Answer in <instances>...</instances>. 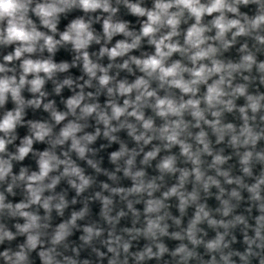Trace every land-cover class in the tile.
<instances>
[{
  "label": "clouds",
  "instance_id": "clouds-1",
  "mask_svg": "<svg viewBox=\"0 0 264 264\" xmlns=\"http://www.w3.org/2000/svg\"><path fill=\"white\" fill-rule=\"evenodd\" d=\"M115 3L117 6L114 7L112 0H0V47H12L0 62V108L5 109L0 116V184L6 185L0 192V216L24 221L13 225L15 233L0 224V244L12 242L17 236L25 237V243L18 245V250L7 248L0 252V260L4 264H31L30 254L36 251L42 264H90L88 260L78 261L57 251L60 245L67 249L65 241L73 234L72 230L78 228L77 221L88 214L87 202L79 211H72L70 218L59 223L50 235L48 233L51 213L55 211L63 217L69 207L66 196L55 192L61 181L66 180L76 196H81L95 183L94 178L76 163L78 159L109 180L116 181V173L122 172L123 177L132 182L129 188L110 187L101 182V189L110 196L94 193L92 199L101 202V216L108 224L115 225L126 215L123 210L115 217L110 215V205L114 203L112 196L126 201L128 210L136 217L140 214L133 208L129 197H146L145 227L123 230L132 239L143 236L152 241L156 249L153 251V246L145 245L142 251L132 254L136 264L145 259L158 260L169 251L164 243L159 242L160 237L169 235L166 220L172 219L177 226L181 224L180 219L171 217L166 211L170 207L166 201L171 198L178 201L181 216L189 207L195 208L183 234L173 232L171 239H187L193 246L203 244L208 253L220 254L222 264H234V256L243 264H251V258L264 264V256H261L264 252V150H257L258 143L264 140V127H254L257 119L264 125V93L249 92V85L256 80L251 75L254 68L259 75V84L264 85V61H258L256 55L264 48V0H152L151 7L144 6L145 0H115ZM120 5L138 19V31L128 21L116 19ZM249 5L256 8L252 16L240 11L241 6ZM73 10L84 15L70 20L60 31L61 16L67 17ZM97 12L101 15L95 18L90 15ZM32 16L39 21V27ZM205 17L211 19L205 23ZM96 23L101 24L102 34L93 27ZM182 25L186 27L182 28ZM117 36L123 39L112 44ZM241 37L254 41L255 51L245 41L238 48V61L222 59L223 53L233 48ZM144 41L154 49L153 52L141 50ZM93 44L100 45L98 55L89 51ZM65 48L73 54L71 64L54 60L57 52ZM137 52L139 55L133 54ZM93 55H97L95 61ZM176 55L180 58L172 59ZM105 57L108 60L106 66L100 63ZM15 62H19L18 69ZM77 67L83 73L77 80L71 76L58 79L59 74ZM113 69L117 70L115 75L110 74ZM120 72H126L134 79L118 78ZM237 77L243 82L236 83ZM49 81L57 96L65 88L72 93L62 101L65 111L58 110L54 100L44 102L48 96L44 88ZM201 86L204 88L202 94ZM93 87L95 92L85 91ZM25 90L30 99L24 98L22 93ZM101 94L107 97L103 106L98 100ZM239 98H244L245 104L238 107L236 100ZM9 99L14 104L11 110L6 109ZM29 108H42L49 119L26 120ZM146 109L152 115L146 116ZM233 112L239 114V127L222 122L225 113ZM157 118L161 121L159 125L156 124ZM90 121L95 123L92 132L85 131L92 126ZM18 127H26L28 135L19 140L15 151H9V146L19 139ZM206 128L211 130L217 145L224 143L227 137V145L235 151L242 175L233 177L229 170L223 169L232 157L224 155L223 149L213 151ZM190 129L198 131L193 133ZM121 131H126L137 148L129 149L120 140L116 134ZM101 137L109 145L119 144V149L109 154L110 163L116 165L115 172L101 169L98 161L89 158L97 154L91 145ZM153 141L158 143L153 144ZM36 143H46L48 147L43 151L34 150ZM149 145L152 147L145 151ZM174 147H178L179 156L190 167L178 164L177 155L172 153ZM58 148L61 149L59 154ZM162 151L167 154L161 156ZM29 155L35 158L38 170L30 171L21 166L19 173L15 174L14 162L23 165ZM141 155L140 164L149 167L160 157L155 164L158 176L148 177L144 167L136 168L137 157ZM204 157H210L211 162L207 163ZM254 162L261 166L258 176H253ZM206 163L207 169L204 167ZM166 176L176 177V183L156 197L154 194L163 187ZM245 177L254 182L245 183ZM221 178L227 185L237 187L226 193ZM189 182L193 184L191 191L186 189ZM20 187L25 193L24 199L15 204L6 203L5 193L14 197V188ZM213 187L220 193L216 199L221 207L216 211L225 218L237 206L231 201L243 200L237 189L246 190L247 210L251 212L254 205L259 213L254 218L255 226L249 225L243 215H235L231 220L213 218L207 204L200 203L201 190L208 194ZM225 195L227 199L222 198ZM135 202L140 203V199ZM71 203L76 204V199L73 198ZM34 208L43 209L44 215ZM204 222L209 227L225 231L217 232L215 239L204 243L197 236L202 231L198 225ZM238 225H243L245 230L251 229L254 236L250 237L244 231L245 251L225 254L224 250L230 247L225 240L228 230ZM82 232L79 239L84 245H90L95 238L102 236L103 229L96 225L83 226ZM108 237L101 241L112 254L108 264H121V250L128 254L131 242L116 235L114 230L109 231ZM45 239L50 246L45 245ZM235 240L233 236L232 242ZM72 251L79 255L76 248ZM93 252L97 257L104 256L95 248ZM171 256L179 258L177 264H188L198 254L181 243ZM122 264H128L127 257ZM201 264H204L203 260ZM207 264H218L216 256L211 255Z\"/></svg>",
  "mask_w": 264,
  "mask_h": 264
},
{
  "label": "water",
  "instance_id": "water-1",
  "mask_svg": "<svg viewBox=\"0 0 264 264\" xmlns=\"http://www.w3.org/2000/svg\"><path fill=\"white\" fill-rule=\"evenodd\" d=\"M112 3H113L114 7L117 6L115 3V0H112ZM144 6L145 7H151L152 6V0H145ZM119 7H120V11L117 14L116 19H122V20L128 21L130 23V26L133 29H136L138 31L139 30L138 19L136 17L129 15L127 13V10L122 5H120ZM240 11L243 13H247L249 16H252L255 13L256 8L254 5H249L247 7L241 6ZM82 15H84V13H82L78 10H73L72 12L68 13L67 17L62 15L61 16V22L58 26L59 30L63 31L65 26L67 25V23L70 20H72L78 16H82ZM90 15L93 18H95V16H98L101 14L99 12H97L95 14H90ZM30 16H31V13H30ZM31 18L37 23V26L39 27V21L37 20V18L34 16H32ZM85 18L87 19V17H85ZM210 19H211V17H205L204 18L205 23H207ZM93 27L95 28V30L98 33L102 34V28H101L100 23L94 24ZM183 27H186V26L182 25V28ZM41 30L47 31V29H41ZM118 39H123V37H121V36L114 37L112 44H114L115 41ZM245 41L248 42L249 48L252 49L253 51H255V49L253 48L254 41H252L251 39L246 38V37H241V38H238V42L233 48H231L228 52L223 53L221 58L225 59V60L231 59L233 61H238L239 60L238 48H239L240 44L244 43ZM109 46H111V45H109ZM99 47H100V45L93 44L92 47L89 49L90 53H96L98 55ZM141 50L149 52V53L154 51L153 48L147 46L146 41H144L143 47ZM11 51H12V47H8V48L0 47V62H3V59H2L3 55L8 53V52H11ZM133 54L139 55V52L133 53ZM44 55L47 56L48 54L45 52ZM97 55H93L92 58L94 61L96 60ZM256 55H257L258 61H264V48H261L260 51L256 53ZM179 58L180 57L178 55H176L172 59H179ZM72 59H73V54L67 48L61 49L59 52H57V54L54 57V60L57 63L62 62V61H66V62L71 64ZM100 63H102L103 65L106 66L108 63L107 58L105 57L103 60L100 61ZM18 64H19V62H15L17 69H18ZM116 71H117L116 69H113L112 73H110V74L115 75ZM81 75H83V73L80 70V68L77 67V68L70 69V71L67 73L59 74L58 79L62 80L63 78H65L67 76H71L74 80H77V78L80 77ZM137 75H139V73H137ZM251 75L253 77H256V80L249 85V92L253 93V94L257 91H259L260 93H264V85L259 84V75L256 72L255 68L253 69V72L251 73ZM125 77H127L129 79V81L134 79L133 76H128V74L126 72H120L118 78H125ZM85 79H87L86 76H85ZM78 82L83 83L82 81H78ZM235 82L236 83H242L243 81L240 80L239 77H237ZM93 83L95 85V81ZM209 83H211V81H209ZM153 86L155 87V85H153ZM53 89H54V85L52 84V82L51 81L47 82L45 85L44 91H46L48 93V96L44 102L47 103L49 100H54L55 101V107L58 110L65 111L66 109L64 108V104L62 103V101L66 100L70 95H72V93L67 88H65L62 90L61 94L59 96H57L54 93ZM85 91L86 92H88V91L95 92V87L86 88ZM203 92H204V88H203V86H201V94ZM22 94H23L25 99L31 98L30 94L26 90ZM161 95H163V93H161ZM106 99H107V97L104 94H101L98 97V100L102 106H103ZM236 104L238 107L243 106L245 104L244 98L237 99ZM202 107H203V105H202ZM12 108H14V104L11 102V99H9V102L6 105V109L11 110ZM4 111H5L4 108H0V116L3 115ZM26 113H27L26 118H25L26 120L44 121V120L49 119L48 113L44 112L42 110V108L39 110H33V109L29 108L26 110ZM145 113H146V116L152 115L151 111L147 110V109L145 110ZM186 119L190 120L191 118L186 117ZM222 122L223 123H234L237 125V127H239L241 124V120H240L238 112H233L231 114L225 113L222 117ZM89 123L92 126L87 128L85 131L92 132L94 130L95 123H94V121H90ZM160 123H161V121L157 118L156 124L159 125ZM254 127L259 128V127H264V125H261L259 123V120L257 119V123H256V125H254ZM205 130L209 132V139L212 141L211 147H212L213 151L216 152V151H219L220 149H223L224 155L232 157L231 160H229L226 164L223 165V169L229 170L230 175L233 177L242 175V173L240 172V165L238 164V157L235 155V151L227 145V137H226L224 143L217 145L215 143V137L211 135V130L207 129V128ZM56 131H58V128L56 129ZM190 131L195 133L196 131H198V129H190ZM0 135H2V134H0ZM17 135H18L19 139H17V141H15L14 145L9 146V149H8L9 151H15V146L19 144V140L22 139L25 135H28V129L26 127H18L17 128ZM116 135L120 138L121 141H123L124 143L127 144L129 149L137 148V145L132 141V139L130 137L127 136L126 131H121V132L117 133ZM157 143H158L157 141H153V144H157ZM101 145H103L104 147L101 148ZM47 147H48V145L46 143H43V144L36 143L34 145V150L43 151ZM66 147L67 146H65V148ZM91 147H93L97 150V154L94 157L90 155L89 158L94 159L95 161H98L101 169L106 170L108 172H115L116 165H113L112 163H110L109 154L112 151H117L119 149V144L114 143V144L109 145L108 141H106L105 139H103L101 137V138H98L97 141L93 145H91ZM151 147H152V145L147 146L145 148V151H148ZM257 150H264V140H261L258 143ZM56 151H57V154H59L61 149L58 148V149H56ZM172 153L177 155L178 164L180 166L190 167V165H185L183 162L184 158L179 156L178 147H174L172 149ZM166 154L167 153H165L163 151L161 152V156L166 155ZM73 159H76L74 154H73ZM141 159H142V155L137 157L136 168L144 167L147 174H148V177H153V176L159 175V173L155 169V164L160 159V157H157V161H152V165L150 167L141 165L140 164ZM204 159H205V161H207V163L211 162L210 157H204ZM76 163L84 169V171L87 175H90L94 178L95 183L92 185L91 188H89L81 196H76L75 190L70 188L67 185L66 180L61 181L60 185H58V187L55 189V192L56 193H63L66 196V199L68 200V203H69V207L67 209H65L63 217L58 216L55 211H53L51 213V221H50L51 227L48 229L49 235L51 234L52 230H54L55 227L59 223H61L62 221H66L67 219L70 218V213L72 211H79L82 207H84L85 202H87V206H88L89 211L83 220L77 221L78 228H74L72 230L73 234L71 236H69L67 238V240L65 241V243L68 245L67 249H65V247L63 245H60V246H58L57 251L64 256H69V257L75 258L78 261L88 260L90 262V264H108V260L112 258V254L107 252V247L104 244H102L101 241L107 240L109 238L108 237L109 231H113V230H114L116 235H120L123 237V239L125 241L131 242V248H130L128 254L123 253V251L121 250L120 257H119L121 264H122L123 260L125 259V257H127L128 264H136V260L134 259V256L132 254L142 251L144 249L145 245L153 246V251H156L152 241L146 240L143 236H139L136 239H132L131 235H129L128 233H125L123 231L126 228L127 229H132V228L142 229L145 227L144 199H146V197H144V198L129 197V199L133 201V208L135 209V211H137L140 214L139 217H136L132 214L131 211L128 210V208L126 206V201H122L119 197L112 196L111 198L113 199L114 203L112 205H110V207L112 209L110 212V215L112 217H115L116 214L121 210H123L126 213V215L124 217L120 218L119 222L116 223L115 225H110L103 219V217L101 216V208H102L101 202L99 200L92 199L94 197V193H96V192H102V194L104 196H110L109 192L103 191L101 189V187H100L101 182L108 183L110 185V187L129 188L132 186L131 180L123 177L122 172H119V173H116L118 179L116 181H112V180H109L107 178V176H105L103 173H96L84 161L77 159ZM207 163L204 165L205 169H207ZM120 164H121V166H123V161H120ZM21 166L28 167L30 171L38 170L36 163H35V158L31 155H29L24 160L23 165L14 162L13 172L15 174H18ZM260 172H261V166L254 162L253 163V176H258L260 174ZM208 174L215 175L214 172H209ZM244 180H245V183H248V184H251L252 182H254L252 179H250L248 177H245ZM158 183H161V182L158 181ZM162 183H163V187L160 189V191H157L154 194L156 197H160L161 191L166 190L167 187L176 183V177L166 176ZM221 186L225 189L226 193L231 191V189L237 187L236 185H227L226 183H224L222 178H221ZM5 187H6V185L0 184V192H3ZM192 187H193V184L191 182H189L186 185V189L188 191H191ZM237 190L241 192L243 200L240 202H237L236 200L231 201L232 204L237 205V206L235 207L234 211L227 218L222 217L216 211V209L220 208L221 205H220V202L216 199V196L220 195V193H219V190L216 189L215 187L211 188L209 190L208 194H205L201 190V192H200V203H206L207 204V210H210L211 216L217 220H220V219L231 220L235 215H243L247 219L249 225L254 227L255 226L254 218L259 213L256 211V207L254 205L252 206L251 212H249L247 210L249 207L248 193L246 190H243V189H237ZM13 191L15 192L14 197L12 195L5 193L6 203L12 202L13 204H15V203H19L21 200L24 199L25 193L23 192L22 187L14 188ZM48 194L49 193H45V195H48ZM73 198H75L77 201V203L74 205L71 203ZM222 198L227 199L228 196L225 195ZM137 199H140V203L135 202ZM166 203L170 205V207L168 209H166V211L169 212L171 217L180 219L181 224H180V226H177L176 224L173 223L172 219H167L166 223L169 225V229H168L169 235L160 237L159 242L164 243L169 251L167 253H165L164 256L158 260L157 259H153V260L145 259L144 261L141 262V264H177L179 258L178 257H176V258L172 257L171 252L174 251L175 248L181 243L186 244L190 250H194L198 254L197 258L190 259L188 264H201L202 260L204 261V264H207L211 255H215L217 258L218 264H222V262H220V254L219 253H211V254L208 253L206 251V249L204 248L203 244H201L199 246H193L191 243H189L187 241V239H185L183 241H178V240H173L170 238L171 234L173 232H181L183 234V230L187 228L188 223L190 222V220L193 217V213H194L195 208H194V206L189 207L186 210L185 214L183 216H181V214L177 208L178 201L176 200V198H171L169 201H166ZM33 210L39 211V213L42 216L44 215L43 209L34 208ZM23 222H24L23 220H20L18 218L17 219H10L6 215L0 216V224L6 225V227L9 230H11L13 233L16 232V229L13 227V225L15 223H21L22 224ZM91 225H96L97 227L102 228L103 234L101 237L95 238L91 242L90 245H84L83 242L79 239V237L81 235H83L82 228H83V226H91ZM198 228L202 229V231L199 232L197 234V236L199 239H202L204 241V243H207L209 240L215 239L217 232L223 233L225 231L223 228L209 227L207 225V222L201 223L200 225H198ZM244 231H247L248 235L250 237L254 236V233L251 231V229L245 230L243 225H238L235 228H230L228 230L229 234L225 237V240H226V242L229 243L230 247L228 249L224 250L225 254L229 251H238L241 253H243L245 251V249L247 248V245L243 241ZM132 235H135V233H133ZM233 236H235V238H236L235 242H232ZM23 243H25V237L17 236V238L12 242L5 241L3 244H0V252L4 251L7 248H11L13 251L18 250L17 246L20 244H23ZM45 245L50 246V245H48L47 239H45ZM73 248H76L78 250V253H79L78 256L76 255V253H74L72 251ZM93 248L97 249L100 252H103L104 256L102 258L97 257L95 252H93ZM39 250L40 249L38 248L37 251H39ZM261 256H264V252H261ZM29 259H30L31 264H42L39 257L37 256L36 251H34L30 254ZM232 260H233L234 264H243V262L240 261V259L238 257L234 256V257H232ZM0 264H4V262L2 260H0ZM251 264H258L257 259L251 258Z\"/></svg>",
  "mask_w": 264,
  "mask_h": 264
}]
</instances>
